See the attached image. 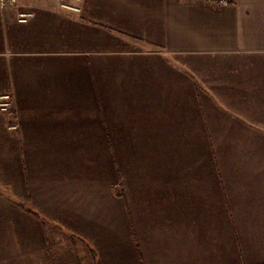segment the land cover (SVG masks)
Here are the masks:
<instances>
[{"label":"crops","instance_id":"1","mask_svg":"<svg viewBox=\"0 0 264 264\" xmlns=\"http://www.w3.org/2000/svg\"><path fill=\"white\" fill-rule=\"evenodd\" d=\"M7 93L0 264H264V0L0 6Z\"/></svg>","mask_w":264,"mask_h":264},{"label":"built area","instance_id":"2","mask_svg":"<svg viewBox=\"0 0 264 264\" xmlns=\"http://www.w3.org/2000/svg\"><path fill=\"white\" fill-rule=\"evenodd\" d=\"M19 0H0V6L1 7H7V6H16L18 4ZM80 1V0H79ZM206 2H211V3H216L219 5H230L234 4L237 0H202ZM62 7L65 9H69L72 11H80V5L78 3H68V2H63L61 3ZM32 18V13L28 11H21L18 14V20L21 23L28 22ZM13 108V97L11 94H3L0 96V110L2 111H9ZM14 109V108H13ZM12 128H15L16 125L12 124Z\"/></svg>","mask_w":264,"mask_h":264},{"label":"rangeland","instance_id":"3","mask_svg":"<svg viewBox=\"0 0 264 264\" xmlns=\"http://www.w3.org/2000/svg\"><path fill=\"white\" fill-rule=\"evenodd\" d=\"M2 111V110H1ZM14 111H15V109H11V110H9V111H7V112H5V111H3L4 113H6L7 115H12L13 113H14ZM12 125V124H11ZM4 173H0V175H3ZM7 195H9V196H12L13 195V192H12V190H8V192H7Z\"/></svg>","mask_w":264,"mask_h":264}]
</instances>
